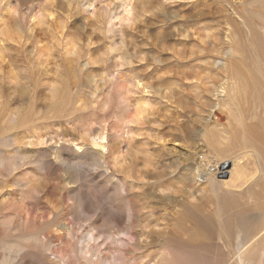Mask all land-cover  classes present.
<instances>
[{
  "label": "rangeland",
  "instance_id": "obj_1",
  "mask_svg": "<svg viewBox=\"0 0 264 264\" xmlns=\"http://www.w3.org/2000/svg\"><path fill=\"white\" fill-rule=\"evenodd\" d=\"M240 260L264 264V0H0V264Z\"/></svg>",
  "mask_w": 264,
  "mask_h": 264
},
{
  "label": "bare ground",
  "instance_id": "obj_2",
  "mask_svg": "<svg viewBox=\"0 0 264 264\" xmlns=\"http://www.w3.org/2000/svg\"><path fill=\"white\" fill-rule=\"evenodd\" d=\"M223 168H224V166L221 168V170ZM229 174L230 175L234 174V169L233 168H232V170L229 171ZM244 182H246L245 179H244ZM232 185H235V184L232 183ZM232 222L234 223L233 226H231ZM225 228L227 229L225 231H229V232H234L235 231L236 233L237 232H241L242 233L243 237L241 238V241L237 244V249L238 250H241L248 243V241H250V237H249L248 234H250L253 226L249 223V217L243 211H239V212H236L234 214H231L227 218L226 225L224 226L223 229H225ZM243 232H244V234H243ZM225 234L230 236V235H233L234 233H225ZM134 238H133V240H134ZM258 249H259V246H256V245H254V247L251 246V248H249V252H248L247 256L248 255H256V252L258 251ZM108 255H109L108 253H103L102 254L103 257H108ZM240 262L242 264L244 263L241 260H240Z\"/></svg>",
  "mask_w": 264,
  "mask_h": 264
}]
</instances>
